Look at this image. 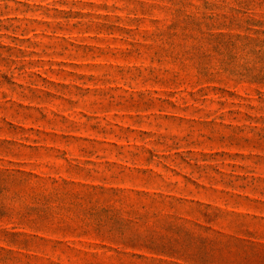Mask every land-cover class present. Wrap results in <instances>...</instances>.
I'll return each instance as SVG.
<instances>
[{
	"label": "rangeland",
	"instance_id": "374dc122",
	"mask_svg": "<svg viewBox=\"0 0 264 264\" xmlns=\"http://www.w3.org/2000/svg\"><path fill=\"white\" fill-rule=\"evenodd\" d=\"M0 264H264V0H0Z\"/></svg>",
	"mask_w": 264,
	"mask_h": 264
}]
</instances>
